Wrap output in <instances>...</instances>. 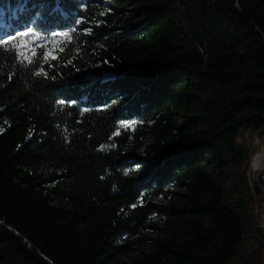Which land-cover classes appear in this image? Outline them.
Segmentation results:
<instances>
[{"label": "trees", "instance_id": "trees-1", "mask_svg": "<svg viewBox=\"0 0 264 264\" xmlns=\"http://www.w3.org/2000/svg\"><path fill=\"white\" fill-rule=\"evenodd\" d=\"M10 37L0 264H264V0H0Z\"/></svg>", "mask_w": 264, "mask_h": 264}, {"label": "rangeland", "instance_id": "rangeland-1", "mask_svg": "<svg viewBox=\"0 0 264 264\" xmlns=\"http://www.w3.org/2000/svg\"><path fill=\"white\" fill-rule=\"evenodd\" d=\"M250 146L255 147L257 149L252 153L251 156L252 158L250 160V167L245 175L246 178L247 176L250 177V180L248 181V186L250 189V194L253 195L254 200L252 203L248 205L246 209L249 214H253L254 217H256L257 227L264 233V227H261L259 225L260 216H262L264 213V171H260V170L256 171L253 170L252 168L254 157L262 148H264V146L259 147L258 141L256 142L255 140L252 142ZM254 189L260 190L263 194L259 193L257 195L256 192H254L255 191Z\"/></svg>", "mask_w": 264, "mask_h": 264}, {"label": "snow or ice", "instance_id": "snow-or-ice-1", "mask_svg": "<svg viewBox=\"0 0 264 264\" xmlns=\"http://www.w3.org/2000/svg\"><path fill=\"white\" fill-rule=\"evenodd\" d=\"M29 35H36V38L39 39V36L37 34L31 33L30 31L21 32L18 34V36H20V37H26ZM63 35L67 37L68 33H63ZM0 44L5 45V46H11V48L17 49L18 56H23V59L26 60L28 63H32V59L30 58V56H36L37 55V53L34 49L31 50L30 56L26 55L23 51H20L21 47H27L28 46V42L25 40H17L16 37H10L7 39L0 40ZM36 47H40V45H36ZM61 51H62V49H61ZM49 58L56 59V57L54 55H52L51 51H45L43 53V59L45 61H47ZM37 74L39 75L40 73H37ZM127 126L130 127L131 125H127Z\"/></svg>", "mask_w": 264, "mask_h": 264}, {"label": "bare ground", "instance_id": "bare-ground-1", "mask_svg": "<svg viewBox=\"0 0 264 264\" xmlns=\"http://www.w3.org/2000/svg\"><path fill=\"white\" fill-rule=\"evenodd\" d=\"M253 170L264 171V148H262L253 159Z\"/></svg>", "mask_w": 264, "mask_h": 264}, {"label": "built area", "instance_id": "built-area-1", "mask_svg": "<svg viewBox=\"0 0 264 264\" xmlns=\"http://www.w3.org/2000/svg\"><path fill=\"white\" fill-rule=\"evenodd\" d=\"M255 141L257 142V140H255ZM259 225H260L261 227H264V213H263L262 216H260Z\"/></svg>", "mask_w": 264, "mask_h": 264}]
</instances>
